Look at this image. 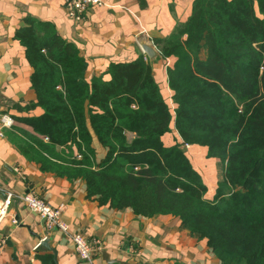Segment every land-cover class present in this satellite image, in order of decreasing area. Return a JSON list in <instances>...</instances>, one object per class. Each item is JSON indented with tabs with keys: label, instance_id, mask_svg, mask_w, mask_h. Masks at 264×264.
I'll use <instances>...</instances> for the list:
<instances>
[{
	"label": "trees",
	"instance_id": "16d2710c",
	"mask_svg": "<svg viewBox=\"0 0 264 264\" xmlns=\"http://www.w3.org/2000/svg\"><path fill=\"white\" fill-rule=\"evenodd\" d=\"M26 22L15 39L37 98L17 106L28 113L15 116L22 126L4 130L21 153L44 172L83 180L101 205L178 217L222 264H264V0H194L188 20L155 39L172 59V104L144 55L88 77L76 44L50 22ZM173 124L179 137L167 145ZM183 144L223 163L214 199Z\"/></svg>",
	"mask_w": 264,
	"mask_h": 264
},
{
	"label": "crops",
	"instance_id": "0c3cea01",
	"mask_svg": "<svg viewBox=\"0 0 264 264\" xmlns=\"http://www.w3.org/2000/svg\"><path fill=\"white\" fill-rule=\"evenodd\" d=\"M193 1L102 0L101 5L90 8L85 20L77 23L67 14L65 0H0V200L8 194L13 196L10 215L0 226V264H56L52 251L37 248L44 237L50 236L57 248L58 264H222L206 240L191 234L178 217H140L128 208L101 205L88 196L83 180L70 181L44 172L21 153L1 125L3 114L14 119L28 115L17 106L28 105L37 98L31 83L33 68L26 59L25 48L15 39L17 29L26 25L28 17L52 23L64 39L76 44L87 59L88 77H109L106 73L111 63H129L142 55L148 60L140 46L143 37L155 44L156 38L172 35L191 16ZM166 60L168 65L172 61ZM167 66L162 70V88L172 104ZM41 113L37 107L29 114ZM15 125L22 126L17 121ZM128 137L132 139L133 135ZM177 137L173 124L163 141L174 144ZM94 146L100 160L106 150L96 137ZM186 148L207 186L205 197L214 199L219 182L224 180L223 163L208 158L206 149L199 145L187 144ZM31 191L62 209L71 235L101 238L105 248L101 255L92 263L80 260L71 235L49 228L40 215L25 205L22 196ZM12 215H17L19 225L11 222ZM132 247L137 249L135 253L131 252ZM104 252L110 254V262L104 259Z\"/></svg>",
	"mask_w": 264,
	"mask_h": 264
},
{
	"label": "built area",
	"instance_id": "2783aa9c",
	"mask_svg": "<svg viewBox=\"0 0 264 264\" xmlns=\"http://www.w3.org/2000/svg\"><path fill=\"white\" fill-rule=\"evenodd\" d=\"M102 0H65V9L70 18L77 23L85 20L86 14L92 6L101 5ZM15 124V119L10 115L2 118V127H10ZM0 135L2 132L0 131ZM12 194H8L4 199L0 200V226L8 218L11 211ZM25 205L32 211L36 212L43 218L49 228H59L64 233L70 234L69 226L63 219L62 209L52 205L48 200L31 191L22 196ZM11 222L19 225L20 220L17 215L11 216ZM71 235V234H70ZM75 252L78 258L87 263H92L101 255L104 243L99 237H86L81 233L71 235ZM137 249L131 248V252L135 253Z\"/></svg>",
	"mask_w": 264,
	"mask_h": 264
},
{
	"label": "water",
	"instance_id": "95a60500",
	"mask_svg": "<svg viewBox=\"0 0 264 264\" xmlns=\"http://www.w3.org/2000/svg\"><path fill=\"white\" fill-rule=\"evenodd\" d=\"M144 40L140 41V46L143 50V53L147 56L149 63L153 69V75L156 81L162 85L163 77L162 70L168 65L166 58L161 54L160 50L156 47L154 42L149 41L145 37ZM187 144H183L182 148H186ZM7 196V195H6ZM53 237H44L38 244L37 248H47L49 251H52L54 254V260L58 264L57 260V248L53 245ZM103 257L107 262L111 261V256L108 252L103 253Z\"/></svg>",
	"mask_w": 264,
	"mask_h": 264
},
{
	"label": "rangeland",
	"instance_id": "374dc122",
	"mask_svg": "<svg viewBox=\"0 0 264 264\" xmlns=\"http://www.w3.org/2000/svg\"><path fill=\"white\" fill-rule=\"evenodd\" d=\"M5 115H8V114H3L2 116H1V122H2V118L5 116ZM15 123H16V121H15ZM2 125V124H1ZM13 126V125H12ZM12 126H10V127H5L6 129L7 128H11ZM1 132H2V130H1ZM2 134H3V132H2ZM223 170V167L222 166H220V168H219V175H220V178L222 177V171Z\"/></svg>",
	"mask_w": 264,
	"mask_h": 264
}]
</instances>
